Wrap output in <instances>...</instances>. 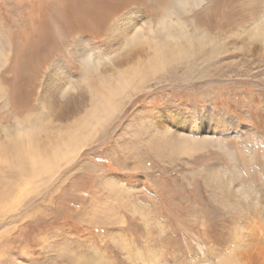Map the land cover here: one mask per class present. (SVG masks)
Wrapping results in <instances>:
<instances>
[{
	"label": "rangeland",
	"instance_id": "rangeland-1",
	"mask_svg": "<svg viewBox=\"0 0 264 264\" xmlns=\"http://www.w3.org/2000/svg\"><path fill=\"white\" fill-rule=\"evenodd\" d=\"M173 1L0 0V151L41 124L27 144L82 146L43 173L26 144L0 154V264H264L250 231L264 230V0L187 5L166 20L177 47L157 52L170 59L150 70L144 45L149 73L107 86L115 109H101L102 78L161 39ZM55 73L74 100L64 120L43 100Z\"/></svg>",
	"mask_w": 264,
	"mask_h": 264
},
{
	"label": "bare ground",
	"instance_id": "bare-ground-1",
	"mask_svg": "<svg viewBox=\"0 0 264 264\" xmlns=\"http://www.w3.org/2000/svg\"><path fill=\"white\" fill-rule=\"evenodd\" d=\"M199 3H200L199 0H174L173 3H171L170 6L167 5V8L165 10V16L161 20L162 21L161 26L163 28V31L161 32V34H162L161 39L158 36L154 37V35H153V37L146 36V38L144 36V38H143L144 39V42L142 43L143 45H141L136 52H135V49H133L132 47H128L127 48L130 51V55L127 56V57H125L123 59V60L127 61V62H125V66L127 65L126 67L128 68L127 69V73H126V71H123V72L118 73L117 77H119V78H117V81H113L112 83L108 82L106 80V77L105 78H102V81H101L102 83H100V85H102L103 87H105V90L107 92V93H104L103 94L104 97H103L102 102H101V109L102 110H104L106 113H110L111 111H113L115 109V105L112 102L106 101V100H110V97H109L108 91H107V86L110 87V89H111L112 92H119V91L120 92H124V91H126L125 90L126 86H127V88H128V86L129 87L132 86L135 83V81L137 82V80L140 77H144L145 75H147V73H149L150 70H152V69L153 70H157L155 68H156V66H161L160 64L163 63V60L162 59H164V60H167L168 58L170 59L169 56L164 57L165 55L163 56V55H161L162 53L160 54V53L157 52V51L160 52L161 50H164V49H167V48L170 49L171 48L170 45H172L174 47V49L177 47L175 43H178V41H176L178 38L176 36H174L173 34H171L172 33V28L170 27L169 24H166V20L169 19L172 16H176L177 19H180V16H182L183 13H185L184 10H186L185 8H186L187 5L192 6V4H199ZM187 8H188V6H187ZM133 15H134V13L133 14L132 13L126 14V16H124L122 18L121 22L119 24H117L116 30H119V32H121L123 34H127L128 32L133 31L135 28H137L136 26H138V23L135 20V18H134ZM185 23L186 22L184 21V24ZM120 24H121V28L119 27ZM178 27L179 28H176V29H179L180 32H181V35H182V37H179L180 40H181V38H185V39L188 38V39H190L189 38L190 36L187 35V31H186V28L184 27V25H182V26L181 25H178ZM159 30H160V28H159ZM158 38L160 39V41H159ZM191 39L194 40L193 38H191ZM205 39H206V37L204 39L203 38H199L198 40L197 39L196 40L198 41V44L200 46H203V43L210 42L209 40L208 41L207 40L205 41ZM170 41L173 42V43H171ZM190 42H192V41L190 40ZM188 43H189V41H188ZM207 44L208 43H206V45H204V46H208ZM144 45H150L151 48L154 47L153 57H151L152 55H148L147 54L146 49L143 48ZM262 47L263 48L261 50L264 51V44L262 45ZM198 48H201V47H198ZM183 49L177 51L178 52V55H180L181 59L184 58V56L186 55V54H184ZM213 51H215V50H213ZM143 52L147 54L146 55L147 57H145L146 60L143 63H145V64L147 63V64H149L150 66L153 67V68L150 67L151 68L150 70L148 68L149 71L148 72L146 71L147 73H145V68L144 67H143V69L142 68H139V66L141 64H143V63H142V60H140L141 58L138 59V56L140 57L141 54H143ZM114 56L117 57L116 55H114ZM90 60H92V59H90ZM117 64H118L119 68H120V66H123L122 65V62H118ZM146 65H144V66L145 67L149 66V65H147V66ZM118 70L119 69H117V71ZM113 71L115 72L114 69H113ZM159 71H160V69H159ZM59 75L60 74L55 73L54 76L49 79V83L54 86V90H51V92L43 93V100H44L45 106L49 109V111H48V112H50L49 113V116L55 117L58 120H64L68 116L71 115V114H69L67 112L68 111L67 109L65 110V108L67 106H69L70 104H72V102L74 100H73V97L72 96H71L72 98L71 97L70 98H67L64 101L59 97L58 92H59L60 87L61 88H66L67 87L66 84L64 83V81H65L66 78H58ZM103 75H105V74H103ZM110 77L112 78V75H110ZM143 79L144 78H140L139 79V83L141 81H143ZM133 91H134V89H133ZM112 92H111V94H113ZM95 109L98 110L99 107L96 106ZM45 122L46 123H49L50 120L49 121L46 120ZM40 123L41 122H38V124H40ZM23 130H25V132L23 131L24 133L22 132V129L18 133L19 134L18 137H17V141L18 142L16 143V141H13V143L14 144L16 143L17 146H14V147H11V148H8V149H4L3 148V150L0 151V154H3L4 151L15 150V155H18L19 156V155H21V152H25L24 150H22V146H24V144H26L25 147H28L29 148V156L30 157L33 156L34 163L38 165L37 167H34V169L36 171H38V172H42L43 173V172L48 171V169L51 168L54 165V161L55 160L58 161V158L59 159H61V158L63 159V158L70 157V156H72V154L74 152L78 151L79 148L82 147V146H80L81 145V143H80L81 139L78 138L76 135H70L67 138L66 137H58V140L57 141H59L60 143H58L56 145L53 144V147H51L50 145H46V147H44L43 149H39L38 146L37 145H33V143L32 144L31 143H28L27 144L26 143L27 140H25V139H26V137L27 138L29 137V138H31V140H33V142L37 141V137L39 135H42L43 132L46 130L45 128H43V124H41V126H38V127L33 128L32 129V132H29L30 135H28L26 133V130L27 129H23ZM5 154H6V152H5ZM5 154H3V155H5ZM7 161L10 162L9 159H7ZM250 231H251V237L253 239L252 241H254L255 243H258L260 246H262V248L264 250V230H262V227L261 226L260 227H256L255 226V227H252Z\"/></svg>",
	"mask_w": 264,
	"mask_h": 264
}]
</instances>
